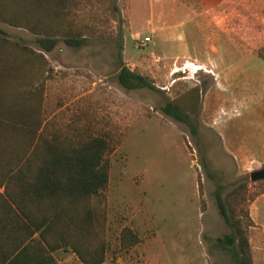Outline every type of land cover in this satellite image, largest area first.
Segmentation results:
<instances>
[{
    "label": "rangeland",
    "instance_id": "374dc122",
    "mask_svg": "<svg viewBox=\"0 0 264 264\" xmlns=\"http://www.w3.org/2000/svg\"><path fill=\"white\" fill-rule=\"evenodd\" d=\"M116 5L79 0L71 18L84 27V44L72 47L60 38L50 51L31 31L0 21L10 40L46 57L44 114L51 125L105 135L113 146L109 184L92 200L108 240L106 258L236 264L218 245L231 231L219 212L220 191L245 229L253 264H264V245L251 243L250 216L252 201L264 192V179L250 175L264 167V0ZM176 32L181 42L170 40ZM145 37L150 41L140 45ZM185 44L186 57H173ZM123 66L155 89L123 87ZM168 102L187 106L194 128L165 114ZM259 208L264 213V199ZM125 226L139 242L121 251Z\"/></svg>",
    "mask_w": 264,
    "mask_h": 264
},
{
    "label": "trees",
    "instance_id": "16d2710c",
    "mask_svg": "<svg viewBox=\"0 0 264 264\" xmlns=\"http://www.w3.org/2000/svg\"><path fill=\"white\" fill-rule=\"evenodd\" d=\"M78 1L0 0V21L39 36L43 51L60 38L78 47L86 37L71 18ZM110 3L118 10L116 0ZM46 63L42 51L10 40L0 27V264H58V249H71L83 264H102L108 240L92 200L109 184L113 146L105 135L64 131L45 118ZM118 81L129 90L155 89L127 66ZM188 109L173 102L162 108L194 128ZM216 198L231 230L218 245L236 264H253L245 229L220 191ZM138 242L131 227L121 229V251Z\"/></svg>",
    "mask_w": 264,
    "mask_h": 264
},
{
    "label": "crops",
    "instance_id": "0c3cea01",
    "mask_svg": "<svg viewBox=\"0 0 264 264\" xmlns=\"http://www.w3.org/2000/svg\"><path fill=\"white\" fill-rule=\"evenodd\" d=\"M173 27V26H172ZM175 28H179V24L174 26ZM180 34L179 32H176L172 38H170L171 41H182L180 40ZM188 54V46L185 44L183 46V49L180 52L174 53L172 55L176 58H184ZM198 70L202 69V67H197ZM264 199V192L258 195L251 203L250 207V216L252 218V221L254 222L253 229V237L251 239V243H253V238L256 239L259 243L261 242L262 245H264V213L259 208V202ZM55 260L58 264H83V262L79 259V257L73 253L71 249H58L55 252H52ZM120 260L118 259L116 262H112V260H106L102 264H120Z\"/></svg>",
    "mask_w": 264,
    "mask_h": 264
},
{
    "label": "water",
    "instance_id": "95a60500",
    "mask_svg": "<svg viewBox=\"0 0 264 264\" xmlns=\"http://www.w3.org/2000/svg\"><path fill=\"white\" fill-rule=\"evenodd\" d=\"M251 179L253 181L262 180L264 179V167L255 171L251 172Z\"/></svg>",
    "mask_w": 264,
    "mask_h": 264
},
{
    "label": "built area",
    "instance_id": "2783aa9c",
    "mask_svg": "<svg viewBox=\"0 0 264 264\" xmlns=\"http://www.w3.org/2000/svg\"><path fill=\"white\" fill-rule=\"evenodd\" d=\"M139 41H140V45H145L146 43L150 41V37L142 38Z\"/></svg>",
    "mask_w": 264,
    "mask_h": 264
}]
</instances>
